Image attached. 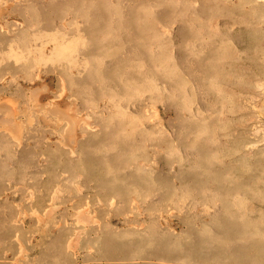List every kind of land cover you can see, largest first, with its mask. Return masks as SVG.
<instances>
[{
    "label": "rangeland",
    "instance_id": "1",
    "mask_svg": "<svg viewBox=\"0 0 264 264\" xmlns=\"http://www.w3.org/2000/svg\"><path fill=\"white\" fill-rule=\"evenodd\" d=\"M0 264H264V0H0Z\"/></svg>",
    "mask_w": 264,
    "mask_h": 264
}]
</instances>
